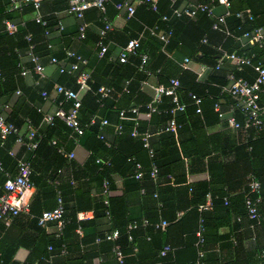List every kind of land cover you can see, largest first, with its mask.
<instances>
[{
    "label": "trees",
    "instance_id": "obj_1",
    "mask_svg": "<svg viewBox=\"0 0 264 264\" xmlns=\"http://www.w3.org/2000/svg\"><path fill=\"white\" fill-rule=\"evenodd\" d=\"M168 1L170 3V0ZM229 1V10L231 14L227 16V21V17L225 18V22L231 34L230 36H227L223 30L212 29L211 25L214 17L205 12H198L194 19H190L186 16L177 17L172 14L168 15L169 20L163 24V31L168 27L173 30L172 36L164 47H162V44L155 38L149 36L148 33H144V35H146V40L141 41L137 53L130 55L126 62L121 63L117 57L113 58L110 54H105L103 57L99 58L97 65L92 71L90 70V79L88 80L89 89L84 91L81 97L79 121L84 131L79 136L78 140L81 145L91 151L92 155L89 159V162H91L89 166H87L86 163L82 167H79L81 169L80 175L76 173V166L74 164L70 167L69 174L65 177L61 176L59 172L60 168L57 167L59 163L64 161V158L56 152L57 146L52 144V140L58 141V143L63 146L64 144L59 142V140L68 143L69 140L67 135L69 129L64 123L55 120L52 126H48L44 131H40L42 136L38 141V145L33 153H31L30 157H28L31 163V180L33 183L35 181L33 160L44 148H46L52 153H55L59 162L58 164L54 163L51 168L41 172L43 183H48V186L52 187L54 197L57 187L62 192L63 188L68 186V193L72 195L77 193L76 187L73 185L74 182L80 181L78 188H81L79 189L81 190V192H79V198L75 200L76 204L71 209V213L65 214L67 222L62 234L59 238L52 237L47 242V247L50 246L52 254L62 252V255H65L68 253V232L71 237L76 238V230L81 228L84 236L81 238V241H85L87 225H92L96 223L97 220L106 218L110 227L104 232H94L92 240L95 241L96 238H100L102 242L100 243L99 241L100 244H107L112 248L114 242L106 240L104 237L109 231L117 229L119 231L117 243L120 245L123 253H129L128 258H126L124 254L126 264H128V259L130 261L135 260L137 262H143V260L139 258V252L143 244L153 252H156L158 258L154 259V264H177L178 260L176 258L174 259V257L178 252L185 251L188 252L189 255L186 259L187 261L185 263H180L179 261V264H196L197 247L195 246V242L197 237L195 232L198 228L199 220L202 219L204 225V254L200 258L199 264H240L237 263V261L236 263H228L227 261L221 262L220 256L216 251L219 249V247L216 249V246L221 241H227L226 246L228 248L233 247L234 253L238 251L240 246L237 236L232 234L228 239L227 236L218 234V230L225 225L230 226L231 230L233 227V230H236L239 228L237 225L241 223L242 219H246L247 226L255 238L253 254L258 256V264H264V247H259L256 240L258 230L264 231V166L258 168L254 161L255 158H260L261 161L264 162V154L257 156L256 152L258 148L264 151V134L262 132L255 133L253 128H248L247 131L249 135L244 142L240 144L231 143L227 146L230 154L234 157L233 165L238 160L239 162L242 160L245 162L244 166L239 165L237 168V170L241 168V175L237 179V181H240V191L236 195H233V197L230 196L229 193L222 190V185H226L227 181H230L228 173L231 171L233 165H225L226 162L223 161L225 155H223L224 151L222 149L218 153V139L220 142L222 141L220 136L206 135V133L203 132L204 127L206 129L218 123L219 117L214 110V105L219 103V98L224 97L228 99V97L226 95H221L223 92H220V90H212L210 86L206 84L207 81L203 79L197 81L193 71L183 70L178 65L184 56H188L192 62L215 68L218 59L221 57L220 49L226 52L234 51L235 47L238 48L240 45V42L236 40V36L256 26L262 27L258 15L251 9L253 15V20L251 22L247 19L245 14L242 17H236L235 12L242 11L249 7L233 9L232 1ZM7 2L9 5L11 4L10 0H7ZM143 4H145L149 13H154V19L157 20V23H160L158 21L159 13H169V9L166 12L160 11L159 6L158 12H153L148 8L146 3ZM165 4H168L167 0ZM32 11L31 4L21 5V8H9L6 9V11L0 10V104L10 103V111L5 114V118L7 121L12 122L19 129V132L23 126L27 125V121H29L33 127L39 124L42 119V114L38 111V108L42 107L45 101L41 96V92L42 90H47L40 81L38 85H35V81L32 85H25L22 83L23 79L19 73L18 64L21 61L20 56L23 53L26 54L28 49V42L24 39V35L31 33L34 51L40 58L49 59L52 55L60 58L63 55L62 51H59L57 54H52L51 50L46 46L47 42L44 44L40 43L42 42L45 28H50L51 22L47 21L49 23L46 27H43L34 20L27 22L23 21L24 24L19 25L22 20L18 22L14 19L13 13H16V17H20L24 13H32ZM170 19L172 20L170 21ZM3 20H10L18 24L17 31L14 34H8L4 30ZM229 21H232V24H229L231 28L227 25ZM158 25L160 27V24ZM142 27H140L141 30ZM131 37L134 36L131 34L128 35L127 33L126 42ZM97 39L98 37H96L94 44L97 43ZM227 42L230 43L231 48H228ZM241 52L246 55L255 54L253 58L254 61L264 59V49L258 46L247 45V51L241 50ZM139 53H146L148 55L145 69L150 71L151 75H147L143 70L139 69ZM86 58L88 59V57ZM251 71H253V69L250 66H244L241 72L235 74L237 77L244 76V78L251 81L254 78V76L251 78L253 75ZM228 73L229 71L225 72L222 77L225 79ZM150 77H155V84H165L169 78H177L179 80V87L176 90L178 100L185 105L182 111H177L172 115L170 110L175 104L172 102L171 97L164 96L156 105V112L151 113L149 121H139L137 128L140 134L144 133L143 130L146 128L151 131L149 132L151 135L156 133L154 136L157 143L155 144V154L152 159L147 156L146 150L143 148L141 136L132 137L130 135L133 129L131 123L130 125H123L122 123L121 133L114 135L115 137L112 140L107 139L105 135L104 140H100L97 134L93 132L92 129L94 128L89 126L91 118L95 114L99 113L104 115L105 107L113 109L117 95L122 93L129 94L133 102L124 108L138 106L140 111L146 112V104L151 98L149 94L143 90L141 82L149 80ZM216 77L217 76L214 74L211 75V80L212 78L215 80ZM67 79L70 80L65 83ZM59 83L77 88L74 79L72 80L69 74H62ZM227 83L228 81L226 78L223 85L225 86ZM103 85L111 87L112 92L107 97L100 98L98 88ZM16 91H19V94H17ZM190 93L201 97L200 107L194 104V101L189 95ZM59 97L62 98V96ZM259 102L264 105V85L260 93ZM204 105L205 110L203 107ZM68 106L69 103L65 105V108L67 109ZM196 108H200V113H196ZM120 109L121 108L117 110V114ZM172 116H174L178 125L176 135L169 131L158 133L157 131L165 126ZM236 117L238 121H243L239 114H236ZM103 118L108 119L106 115ZM25 135L26 131L21 135L20 133L10 134L5 139L3 145L0 146V161L5 171H9L7 169L8 166L13 164L16 165V160L11 158L9 152L13 150L18 137H21L24 141L27 140ZM107 142L110 146L106 145ZM204 145L208 147V150L203 149ZM68 148L70 149V147ZM68 148L66 151L70 152ZM100 157L102 159L107 158L104 160L108 161L109 164L103 166L96 163V159ZM152 161L158 166V176L155 181L149 176ZM135 163L141 164L142 177L140 179L134 177ZM199 170H206L209 178L194 183H187L186 175L190 172ZM117 172H120L122 176H124L125 182L131 184V189L125 191L124 197H108L109 203L106 205L104 203V197L88 196L86 193L88 186H85V179L82 178H88L87 181L93 179L99 184L102 183L104 179H109V181H111V175ZM249 175H252L260 182L259 192L251 193L250 195L253 198L260 196V201L257 203L258 218L255 220L248 219L244 204V197L249 192L247 186V177ZM169 176H171L172 179ZM54 180H58L57 187L52 183ZM4 182L5 175L0 171V194L3 192ZM35 185L39 188L36 181ZM131 192L135 194L142 192L141 195L137 194L142 202L153 198L151 200L153 204L151 214L145 213L139 217L132 218L124 216V213L128 210L129 203H131L128 197ZM208 193L212 197L211 209L199 210V205L205 202ZM224 197L228 199L227 204L224 203ZM32 205L31 201L29 213H32ZM81 208L90 209L93 212V218L89 221L77 220L76 215ZM118 210H120L121 214L124 216L123 220L119 222V216L116 213ZM107 211L109 212V217H107ZM179 211L183 213L178 217L177 212ZM16 218L17 217L14 219ZM14 219L10 225L14 222ZM143 219H147L149 222L145 226L141 225ZM160 219H166L169 222L164 231L155 229L154 227V224ZM113 220H117L118 222H115V226L113 225ZM133 221L138 223L137 228L128 229V225ZM0 223L3 232L10 226H5L2 221H0ZM178 231L180 233L185 232V234L189 235L188 242L182 243V245L180 241H175V245L171 243L172 236ZM127 235L131 236L130 240L127 238ZM1 237L2 235H0V238ZM156 241H158V243H156ZM166 243H169L174 251L173 253L170 252L171 254L168 252L165 257H161L159 252ZM135 245H137V251L134 252L133 248ZM15 248L16 246H12L7 254L1 250L0 264H43V262L48 261V256L45 252L40 251L38 254L30 256L26 262L18 263L12 259Z\"/></svg>",
    "mask_w": 264,
    "mask_h": 264
},
{
    "label": "crops",
    "instance_id": "obj_2",
    "mask_svg": "<svg viewBox=\"0 0 264 264\" xmlns=\"http://www.w3.org/2000/svg\"><path fill=\"white\" fill-rule=\"evenodd\" d=\"M17 1H20V0H17ZM68 1L69 0H42L41 1L40 9H39L40 13L43 15L46 21L51 22V25H50L51 27L47 28L48 34L43 35L42 42L40 43L44 44L45 42H50L52 44V47L50 48L52 54L53 53L57 54L59 51H62L63 55L62 57H60L61 59L64 58L66 50L75 51L77 53H80L84 57L85 56L88 57V59L85 57L88 61L87 66L90 67L89 70L92 71V69L97 65L99 58H101L98 56L99 47H97V44H94V41L96 37H98L99 29H101L106 23L105 19L103 17L102 12H100L97 8L91 7L87 11H85L84 17L80 21L79 19H76L72 14H69L66 12ZM123 1H128L129 3L135 6V12L133 15H128L124 7L122 8L116 7L117 3L123 2ZM209 1L212 4H214L216 0H176L174 5L176 7H184L185 5L189 3L209 2ZM231 1H232L233 9H243L245 7H249L246 9H251L254 13L258 15L259 22L262 25V28L264 29V0H231ZM165 2L166 0H158L159 10L162 12H166L169 9V13L167 15H172L173 7L170 6V3L168 0H167L168 4H165ZM214 5H215L214 13L216 15L224 12L225 10L224 6L216 4V3ZM9 8H10V5L7 2V0H0V10L1 11H6V9H9ZM13 14H14V19H16L18 22L22 20L20 21L19 25H23L25 21L27 22V21L33 20V14L29 12L24 13L20 17L18 16L16 17V13H13ZM105 17H106V20H108L112 24V29L107 31L106 35L103 38V42L105 43L107 47L105 54H110L111 57L113 58L117 57L121 47L126 43L127 33L128 35L131 34L134 37H136L139 31L141 30L140 27H142V25H153L157 23V20L154 19L155 18L154 13H149L145 4L140 3L139 0H108L106 3ZM171 20L172 19H170V21ZM227 20H228V17L226 18V21ZM243 20L247 21L246 19H243ZM49 22H47V24ZM80 22L86 23V32H85L86 34H85L84 39L78 38V26ZM158 24H160L161 29H164L163 28L164 27L163 24H165L164 22H160ZM229 24H232V21H229V23H227L228 27H230ZM60 26H62V29H60ZM145 37L146 35H144L140 39V45H141V41L146 40ZM236 40L240 42V45L238 43L239 47L238 48L235 47L234 52L241 54L242 53L241 50L247 51V44H244L243 40L241 39H236ZM227 46L228 48H231L230 43L228 42H227ZM20 57H21L20 62L22 64L26 65L27 67H31V63L29 62V59L25 53H23ZM40 62L45 67L43 76L40 77V83L48 90V94H49V98L45 100L42 105V112L52 113L53 110L56 109L57 101L60 99L59 96H61L54 91V85L56 83H59V79L62 74H60L57 71L54 65H51L49 63V59L40 58ZM178 65L183 70L193 71L196 76L195 72L200 69L201 64L191 61L189 64V68H184L179 63ZM244 66H247V65H244ZM242 69L236 70L234 63L231 60L223 59L218 69H215L213 67H207L205 70L202 71V74L199 78L196 77V80L200 81L203 79L207 81L206 84H208L212 90H216V91L220 90L221 92L222 88L224 87L223 82L226 81V78L224 79L222 75L227 71L234 72L235 74L237 72H241ZM253 71H251L252 72L251 74H253L251 78H253L254 73H255ZM213 74L217 76L215 80L213 78L211 80V75ZM69 77H71V79L72 80L74 79L75 81L74 75H69ZM240 77L244 78V76H240ZM37 78L38 76L35 75L33 71H30L28 72L26 76H22V79H23L22 83H24L25 85H32L33 82ZM69 80L70 79H67L65 83H67ZM149 81L154 84L155 77H150ZM67 87H71V86H67ZM87 89H89V87ZM143 90L146 93H148L151 98L152 89L148 86H145L143 87ZM82 94H81V97H82ZM221 95H226V94L223 93ZM226 96L228 97V95ZM219 99L220 100L218 104L220 105V108L223 111H229L231 108L230 98L228 97V99H225L224 97H221ZM132 103L133 102L129 94L127 93L118 94L115 99V105L113 109L105 107L104 115H101L98 113L92 117L93 119H95V123L89 126L94 128L92 130L95 134H97V137L100 140H104V137L102 139L99 137V134L101 133H104L103 136L105 135L106 138L109 140L114 139L115 137L114 135L121 133V130L119 132H116L114 128V126L120 121L118 114H117V110L119 108H124L126 106H129ZM200 103L196 104L194 102V104L197 107H200L199 106ZM66 104L68 103L67 102L64 103V106ZM203 107L205 110V105ZM196 113H200V112H196ZM236 114H239L241 118L243 119L242 115L238 111L234 112L235 117H236ZM105 115L106 117H108V121H109L108 125H102L100 123V121L103 119V117H105ZM149 118L145 117L144 114H142V111H140L139 113L140 122L141 121L147 122L149 121ZM55 120H59V119H55ZM124 124L130 125V122L126 120L123 122V125ZM48 126H52V125L48 124L43 119V114H42L41 121L36 127L34 126L37 130L38 141L42 136L40 131H44V129L48 128ZM66 127L69 129V132L67 135V138L69 140L68 143H66L65 141L63 142L59 140V142L64 144L63 146V145H60L58 141L56 142L54 140L56 144L55 143L54 144L52 143V144L57 146L56 152L60 156H63L58 151L60 147H62L64 151H66V149L70 147V149L68 148V150L73 152L74 154L73 157L67 158L63 156L64 161L59 163L58 158L56 157L55 153H52L50 150L44 148L40 152V154L33 160V170L35 171L34 180L36 181V184L38 183L39 188L36 187L35 181H34V187H33L32 195L30 198V202L32 201V204H33L32 213L31 212L30 213L28 212L29 214L20 213L17 216V218L14 219V222L7 229L4 230V232H3V229L0 223V235H2V237L0 238V252L2 250L4 253L7 254L11 250L12 246H16L15 251L13 252L12 259L18 263H24L29 259L30 256L36 255L40 251H43L48 256V261L43 262V264H117L113 256L112 248H110L109 245L100 244L102 243L101 241L99 243L96 240L95 241L92 240V236L94 232H104L110 227V224L106 218L99 219L96 221V223L92 225L91 224L87 225L85 241H81V238L84 237L83 230L81 228L76 230V233H77L76 238L71 237L70 233L68 232V236H69V238L67 239L68 250L66 248L68 253H66L65 255H62L63 254L62 252L60 253L57 252V254H52L51 253L52 250L47 247V242L49 239H51L52 237L59 238V236H57L56 234L55 223L49 222L45 226H39L36 223V218L41 213V211L46 210V209H51L52 207L56 205V195L54 197L53 189L52 187L48 186L49 185L48 183L47 184L43 183L44 181L43 179H41V172H43L44 170L46 171V169L51 168L54 165V163L55 164L59 163V166H57L58 168H60L59 172L61 173V176L65 177L66 175L69 174L70 167L74 164L76 166V173L80 175L81 169L79 167H82L86 163H87V166H89L91 163L89 162V159L91 158L92 153L88 148L80 144L78 140L80 135L74 134L71 128H69L68 126ZM203 130H204L203 132L206 133V135H213L217 137L218 135L220 136L222 141L220 142V140L218 139V143H217L218 153L220 152L221 149L224 151L223 155H225V157L223 161L226 162L225 165L227 166L229 165L231 166L234 163L233 161L234 157L230 154V151L228 150L227 146H229V144L231 143L240 144L244 142L249 135V132L247 131L248 129L232 128L231 126L228 125L226 120H222V119H219L216 125H211L210 127H207L206 129L204 127ZM25 131L27 133V127L23 126V128L20 131V135L23 134ZM143 131L151 132L148 128H146ZM71 134L73 135L72 137H71ZM154 135H156V133L152 134L149 137V143H150V146L153 148V150L156 148L155 144L157 143ZM132 137H136V136H132ZM106 145L110 146L108 142ZM203 149L208 150V147L204 145ZM12 151L14 152V154L11 155L9 153V155L11 156L13 160L15 159L17 161L19 157H24V158L30 157L31 153H33L34 150L29 151L27 148H25L21 144L16 143ZM256 152H257V156H261L264 154V151L260 148H258ZM146 153H147V150H146ZM147 156H148V153H147ZM238 157H239V153H238ZM97 159L99 160L98 162H97ZM97 159H96V163L101 164L103 166L108 165L106 163L107 161L104 160L107 158L102 159L100 157ZM254 161H255V165L258 168H261L264 166V162H262L260 158H255ZM239 165L244 166L245 162L243 160L240 162L239 160L236 161L231 171L228 173L230 181H227L226 185H222L223 187L222 190L226 193H229V195L232 197L233 195H236L240 191V188H239L240 181H237V179L241 175V168L237 170ZM7 169L9 170L7 172H9L10 174L16 173L15 164L8 166ZM169 177L172 179L171 176ZM208 178L209 177H208V173L206 172V170H199V171L188 173L186 175V179H187L186 182L194 183V182H198L202 180H207ZM82 179H85L84 184L85 186H88L86 193L88 194L89 197H100L101 196L105 198V195L102 194V185H101L105 179L102 181V183H99V184L95 182L93 179H91L90 181H87L88 178H82ZM106 180L109 181V179H106ZM110 180H111L109 181V188H110L109 191L110 192L107 194V197H113V198L121 197V196L124 197L125 191L131 189V184L124 181V176H122L120 172L112 174ZM73 185L76 187V191H77L76 194L74 195L69 194L68 186H65L62 191L64 207H66L65 208L66 215L71 213V209L76 204L75 200L79 198V192H81V190H79L81 188H78L80 185V181L74 182ZM127 192H130V191H127ZM137 194L141 195L142 192H138L136 194L134 192H131V194H129L128 197L130 198L131 203H129L128 210L126 213H124V216H128L132 218V217H139L145 213L146 214L152 213L153 204L151 200L153 198L151 197L152 199L142 202L137 196ZM79 212H83L82 218H78V216L76 215V218H78L77 220L79 221H89L93 218V212L90 209L81 208L79 209ZM116 213L119 216L118 222L123 220L124 216L123 214H121V211L118 210ZM115 222H117V220H113V225L115 224ZM237 226H239V228L236 230H233L234 227L231 230L230 226H226V225L220 227L218 230V234L227 236L228 239L231 237L232 234L237 236V239L239 240V246H240V248H238V251L234 253L233 247L228 248L226 246L227 241H221L216 246V249L217 247H219V249L216 251L220 256L221 262L227 261L228 263L229 262L236 263L237 261V263H240V264H258L257 262L258 256H256V254H253V250L255 246V238L251 234V231L247 226L246 219H242L241 223L238 224ZM257 235H258L256 239L257 245L259 247H264V231L258 230ZM188 240H189L188 234H185V232L180 233L178 231L175 235L172 236L171 243L175 245L174 243L175 241L176 242L180 241V244L182 245V243H186L188 242ZM156 243H158V241H156ZM142 246L143 247H141L140 252H139L140 253L139 258L142 259L143 262H137L135 260L130 261L128 259V262H127L128 264H154L155 263L154 259L158 258L156 255V252H153L150 248L145 247L144 244ZM133 251L134 252L137 251V245L134 246ZM173 251L174 249L170 252L173 253ZM124 254L126 255V258H128L129 253L125 252ZM188 256H189L188 252L186 251L178 252V254L174 257V259L176 258L178 260L177 264H179V261L180 263H185L187 261L186 259L188 258Z\"/></svg>",
    "mask_w": 264,
    "mask_h": 264
},
{
    "label": "built area",
    "instance_id": "obj_3",
    "mask_svg": "<svg viewBox=\"0 0 264 264\" xmlns=\"http://www.w3.org/2000/svg\"><path fill=\"white\" fill-rule=\"evenodd\" d=\"M42 0H10V8H21V5L31 4L32 6V14L33 20L36 23H39L41 26L46 27L47 21L40 13V4ZM108 0H69L66 8V12L72 14L76 19L80 21L84 17L85 11L89 8L94 7L97 8L100 12H102L103 17L105 19L104 26L99 29L97 47L98 56L103 57L106 53L107 47L103 42V38L106 35L107 31L112 29V24L106 20L105 11H106V3ZM176 0H170V4L172 8V14L180 17L186 16L190 19H194L198 12H205L208 15L214 17L213 23L211 25L212 29H218L225 31L227 36H230V32L226 27L225 18L230 15V1L229 0H216L215 3L224 6L225 10L221 14L214 13V4L209 2H195L189 3L184 7H176L174 5ZM140 3H146L148 8L153 12H158V0H139ZM117 8L124 7L128 13V15H133L135 12V6L129 3L128 1L119 2L116 4ZM247 16L249 21L253 20V15L250 9H244L242 11L235 12L236 17H242L243 15ZM169 16L167 14H158L159 22H167ZM4 30L8 34H14L18 29V24L10 21H3ZM168 27V26H167ZM62 29V26H60ZM86 32V23L80 22L78 26V38L84 39ZM144 33H148L149 36L155 38L159 43L164 47L170 37L173 34L172 28H167L165 31L160 29L158 23L153 25H143L142 30L138 33L136 37H131L127 40V42L121 47L117 58L119 62L124 63L128 60L130 55L136 54L137 50L140 47V39L143 37ZM48 34V29L45 28L44 35ZM24 39L28 42V49L26 55L31 63V67H27L26 65L19 62V73L21 76H26L28 72L33 71L38 78L35 80V85H38L40 81V77L43 76L44 73V65L40 62V57L34 51V44L32 43V35L31 33H27L24 35ZM236 39L243 40L244 44L250 46H258L259 48L264 49V29L261 26H256L251 30L243 31L239 36H236ZM205 41V40H204ZM47 48H51L52 44L50 42L46 43ZM221 57L219 58L218 63L215 65V69H218L222 63L223 59L231 60L236 70H241L244 65L250 66L254 72V78L249 81L243 77H237L234 72H229L226 76L228 83L222 88V92L228 95L231 100V108L229 111H223L219 104L216 103L214 105V110L217 112L219 119L226 120L228 125L235 129H248L253 128L255 133L262 132L264 134V105L259 102L260 93L263 90L264 85V59L255 60V54L246 55V54H238L236 52H226L222 49ZM140 65L139 69L143 70L147 75H151V72L145 69V65L148 60V55L146 53H139ZM191 60L189 57L185 56L179 62V64L184 68H189ZM49 63L54 65L57 71L60 74H69L74 75L75 83L77 88L67 87L62 83H56L54 85V91L61 95L57 101L56 109L53 110L52 113H43L42 107L38 108V111L43 114V119L50 125L54 124L55 119H59L63 121V123L72 129V132L77 135H81L84 131L83 126L79 121V109L81 107V94L86 91L88 88V80L90 79V70L87 66V59L77 53L75 51L66 50L65 56L63 59L58 58L55 55H52L49 58ZM88 67V68H87ZM208 66L205 64L200 65V69L196 71V77L199 78L202 74V71L205 70ZM142 87L148 86L152 89V95L150 101L146 104V112H142L145 117L149 118L151 113L156 112V105L161 101L164 96L171 97L172 102L175 106L170 110L172 115L177 111H182L185 107L184 104L180 103L178 100V96L176 93L177 88L179 87V80L177 78H169L167 83L165 84H153L149 80H144L141 82ZM112 92V88L108 86H100L98 88V94L100 98L107 97ZM19 94V91H16ZM191 99L199 104L201 102V97L196 94H189ZM41 96L44 100L49 98V94L47 90H42ZM69 103L68 108L66 109L64 103ZM10 111V103H2L0 104V146L4 143L5 139L10 134L20 133L19 129L10 121H7L5 118V114ZM238 111L242 117L243 121H238L234 115V112ZM196 112H200V108H196ZM139 108L138 106H131L128 108H121L118 111V117L120 121L114 126L115 131L119 132L122 128V123L128 120L133 124V130L131 132L132 136H141V141L143 147L147 150L148 156L152 159L154 157V150L150 146L149 137L151 134L149 132H144L142 134L138 131V123H139ZM95 123V119L91 118L89 125H93ZM100 123L102 125H108L109 121L107 118H103ZM27 133H26V141L22 140L21 137L16 139V143L21 144L29 151H33L36 149L38 145V134L35 127H33L29 121H27ZM178 125L174 116L170 118L165 126L160 128L157 132L169 131L172 133H176ZM73 135L71 134V137ZM99 137L102 139L103 134H99ZM54 144L55 141L53 140ZM58 151L67 158L73 157V152H66L62 147L58 149ZM11 155L14 152L11 150L9 152ZM99 160L97 159V162ZM109 164V162H106ZM135 173L134 177L136 179H140L142 177L141 164H135ZM0 171H2L5 175V182L3 185V192L0 194V221L5 226H9L15 217H17L20 213H28L30 209V198L32 195V190L34 187V183L31 180V163L28 158L19 157L16 161V173L10 174L5 171L0 161ZM149 176L151 179L156 180L158 176V166L156 163L152 161L151 168L149 172ZM55 187L58 185V180H54L52 182ZM247 186L249 188V192L244 197V204L246 208V214L248 219L255 220L258 218L257 211V203L260 201V196L255 198L251 197V193H258L260 190V182L256 180L252 175L247 177ZM109 181L104 180L102 183V194L105 195L104 203L108 205V197L107 194L109 191ZM224 203H228L227 197L223 198ZM212 207V197L208 193L206 195L205 202L199 205V210H208ZM182 211L177 212V216L182 215ZM107 217H109V212H106ZM78 218H82L83 212L77 213ZM77 218V219H78ZM239 219V218H238ZM49 222H54L56 226V234L60 236L62 231L66 225L65 219V208L63 202V196L61 190L56 188V205L51 209L43 210L40 215L37 217V224L39 226H45ZM143 226L147 225L149 222L147 219H143L141 222ZM169 222L166 219H160L158 222L154 224L155 229L164 231ZM138 223L133 221L128 225V229L137 228ZM79 229V228H78ZM204 225L203 220H199L198 228L195 232L196 234V242L195 246L197 247V261L196 264H199L200 258L204 254L203 237ZM106 240L113 241L114 246L112 247V252L114 259L117 264H126L125 263V255L122 252L120 245L117 243V239L119 238V231L117 229H113L105 234L104 237ZM127 238L130 240L131 236L127 235ZM96 241L99 242L100 238H96ZM49 249L50 246L48 247ZM173 247L166 243L160 250L159 254L161 257H165L168 252L172 251Z\"/></svg>",
    "mask_w": 264,
    "mask_h": 264
}]
</instances>
